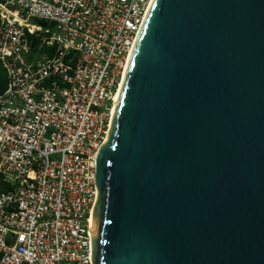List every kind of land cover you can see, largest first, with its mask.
<instances>
[{"label": "water", "instance_id": "water-1", "mask_svg": "<svg viewBox=\"0 0 264 264\" xmlns=\"http://www.w3.org/2000/svg\"><path fill=\"white\" fill-rule=\"evenodd\" d=\"M94 178L92 264H264V0H153Z\"/></svg>", "mask_w": 264, "mask_h": 264}, {"label": "built area", "instance_id": "built-area-1", "mask_svg": "<svg viewBox=\"0 0 264 264\" xmlns=\"http://www.w3.org/2000/svg\"><path fill=\"white\" fill-rule=\"evenodd\" d=\"M149 6L0 0V264H92L96 157Z\"/></svg>", "mask_w": 264, "mask_h": 264}, {"label": "bare ground", "instance_id": "bare-ground-1", "mask_svg": "<svg viewBox=\"0 0 264 264\" xmlns=\"http://www.w3.org/2000/svg\"><path fill=\"white\" fill-rule=\"evenodd\" d=\"M152 2H153V0H150V6H151ZM150 6H149V7H150ZM148 9H149V8H148ZM129 59H130V57H129ZM129 59H128L127 63H126V67H125V70H124L123 77H122V79H121V82H120V84H119V87H118V90H117L116 96H115V98H114V104H113V108H112V111H111L112 115H113L114 108H115V105H116V102H117V99H118V96H119V93H120V89H121V86H122V82H123V79H124V75H125V72H126V69H127V65H128Z\"/></svg>", "mask_w": 264, "mask_h": 264}, {"label": "trees", "instance_id": "trees-1", "mask_svg": "<svg viewBox=\"0 0 264 264\" xmlns=\"http://www.w3.org/2000/svg\"><path fill=\"white\" fill-rule=\"evenodd\" d=\"M5 86H6L5 73L0 67V93L5 89Z\"/></svg>", "mask_w": 264, "mask_h": 264}, {"label": "rangeland", "instance_id": "rangeland-1", "mask_svg": "<svg viewBox=\"0 0 264 264\" xmlns=\"http://www.w3.org/2000/svg\"><path fill=\"white\" fill-rule=\"evenodd\" d=\"M33 23V22H32ZM34 25H36V26H39V23H33Z\"/></svg>", "mask_w": 264, "mask_h": 264}]
</instances>
